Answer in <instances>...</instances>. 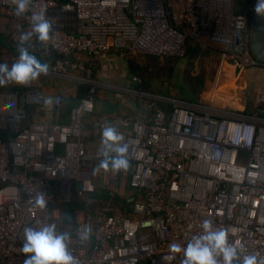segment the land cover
<instances>
[{
	"label": "built area",
	"instance_id": "2783aa9c",
	"mask_svg": "<svg viewBox=\"0 0 264 264\" xmlns=\"http://www.w3.org/2000/svg\"><path fill=\"white\" fill-rule=\"evenodd\" d=\"M40 12L54 31L46 44L33 36L29 51L44 62L59 57L47 63L55 79H87L93 60L109 49L184 57L187 41L206 47L201 37L238 73L258 66L250 56L248 16L233 12V0H32L20 17L11 0H0V15L14 22L13 46ZM29 92L23 104L34 106ZM87 94L68 109L66 123L36 121L16 95L0 94V130L13 133L0 139V264H24L23 229L55 223V209L71 194L83 205L82 216L57 229L71 233L79 264H183V252L172 253L170 245L186 246L202 234L204 220L226 229L241 260L255 255L264 261V118L184 103L167 111L149 103L148 120L118 116L114 122L132 170H100L99 181L94 169L103 157L84 143L90 131L83 120L94 109L93 89ZM52 99L58 113L61 97ZM41 191L43 210L34 199ZM85 226L92 232L81 243L77 232Z\"/></svg>",
	"mask_w": 264,
	"mask_h": 264
},
{
	"label": "crops",
	"instance_id": "0c3cea01",
	"mask_svg": "<svg viewBox=\"0 0 264 264\" xmlns=\"http://www.w3.org/2000/svg\"><path fill=\"white\" fill-rule=\"evenodd\" d=\"M240 4L242 11L237 13H245L248 16L250 56L258 66L238 73L237 68L227 61L217 46L207 43L205 39L201 41L206 44L204 48L200 47V43L187 41V57L192 55L190 49L193 45L202 49L211 62L202 72L198 68L199 65H196L194 70L189 67L190 79L197 81L199 86V90L193 92L192 97L170 98L167 94H153L147 89L140 74L133 70V65L130 64L134 60L131 58L136 54H118L109 49L104 59L93 60L92 74L87 79L79 74H72L71 79L67 80L41 75L30 86H23L30 89L29 93H32L36 100L32 119L46 123H66L68 109L81 99L79 91L82 86L88 90L92 88L93 113L83 120V128L90 131L89 136L84 139L85 148L90 152L99 150L104 124L115 126L114 122L118 116L146 121L151 113L146 109L149 103L155 108L167 111L176 103H184L219 112L264 118V17H259L254 12L256 0H239L238 5ZM234 11L236 10L233 8ZM14 27V22L0 15V63H7L9 66L18 57L17 48L9 41ZM216 54L217 58L214 57ZM75 59L88 61L82 55H77ZM160 61H164V58ZM133 77L138 81L134 82ZM54 95L61 97V109L58 113L43 104L44 98ZM131 170L130 164L128 174ZM121 172L122 170L118 173ZM96 175L100 181L101 171Z\"/></svg>",
	"mask_w": 264,
	"mask_h": 264
},
{
	"label": "clouds",
	"instance_id": "9594fccd",
	"mask_svg": "<svg viewBox=\"0 0 264 264\" xmlns=\"http://www.w3.org/2000/svg\"><path fill=\"white\" fill-rule=\"evenodd\" d=\"M32 0H11L14 6V15L24 16L30 8ZM254 12L259 17H264V0H256ZM54 31L44 12L33 13L30 18V30L22 31L17 45L18 57L9 66L0 63V87L8 84L30 86L41 75L49 74V65L42 63L32 54L29 43L33 36L46 44L51 40ZM27 45V46H26ZM52 97L43 99V104L48 109L53 105ZM123 135L112 125L104 124L101 131L99 155L103 157L95 172L100 170L127 171L130 167L126 155L128 145L122 143ZM114 154V155H113ZM35 206L40 209L47 207L45 193L39 192L35 196ZM203 232L193 236L186 246L177 243L170 245L174 254L183 252V264H264L258 262L255 255L244 256L241 260L239 249L229 242L226 229L216 228L211 220L202 223ZM92 229L80 228L77 236L81 243L90 240ZM72 235L68 231H59L55 223L45 224L39 228L25 227L23 229L22 253L25 255L24 264H79L70 247Z\"/></svg>",
	"mask_w": 264,
	"mask_h": 264
},
{
	"label": "rangeland",
	"instance_id": "374dc122",
	"mask_svg": "<svg viewBox=\"0 0 264 264\" xmlns=\"http://www.w3.org/2000/svg\"><path fill=\"white\" fill-rule=\"evenodd\" d=\"M238 1L239 0H233V8L236 10L234 13L242 11V6L241 4L238 5ZM109 39L110 38H108V40ZM204 39L205 38L201 37V41H205ZM201 50L202 49L195 48L192 45L190 49L192 53L191 56L188 55L187 57L185 54L186 57L184 56V58L165 57L164 61H160L162 59L156 56L137 53L131 58L134 60L130 64L133 65L132 69L140 74L143 83L146 84L147 89L151 93L159 95L167 94L170 98L188 99L193 96V92L199 90L197 81L190 79V68L194 70V67L199 65L198 68L202 72L207 69L206 66L211 62L208 56H205ZM122 52L123 51H121V53ZM214 57L217 58V54L214 55ZM159 61L161 63H159ZM201 75L203 74L201 73ZM7 86L17 87L19 85L8 84ZM59 207L60 208H56L54 211L55 223L58 222L57 220L60 217V213L66 211L67 204H61Z\"/></svg>",
	"mask_w": 264,
	"mask_h": 264
},
{
	"label": "trees",
	"instance_id": "16d2710c",
	"mask_svg": "<svg viewBox=\"0 0 264 264\" xmlns=\"http://www.w3.org/2000/svg\"><path fill=\"white\" fill-rule=\"evenodd\" d=\"M32 53V52H31ZM34 54L42 63H54L56 61H59V57L52 55L49 59H45L46 61H43V58L40 55H37L35 53ZM30 89L27 87H21V86H17V87H10V86H3L0 87V94H14L17 96L18 102L20 103V105L26 109V111L30 114H33V111L35 109V106H26L25 104H23V99H24V95L29 92ZM80 98H86L87 97V92H88V88L85 86H82V88L80 89ZM93 98V97H92ZM13 136V133L8 132V131H3L0 130V139L3 141H7L9 138H11ZM101 198L106 199L105 197V192H102V195L100 196ZM82 204L73 197V194H71V198L69 200V202L67 203V208L65 212L60 213V217L58 218V224L55 223L57 226H62L65 224H70V225H74L76 223V211L81 210L82 209Z\"/></svg>",
	"mask_w": 264,
	"mask_h": 264
},
{
	"label": "flooded vegetation",
	"instance_id": "af4514ba",
	"mask_svg": "<svg viewBox=\"0 0 264 264\" xmlns=\"http://www.w3.org/2000/svg\"><path fill=\"white\" fill-rule=\"evenodd\" d=\"M82 206H83V205H82ZM83 209H84V207H82L81 210L76 211L78 217L80 216L79 218H81V216H82V211H83Z\"/></svg>",
	"mask_w": 264,
	"mask_h": 264
},
{
	"label": "water",
	"instance_id": "95a60500",
	"mask_svg": "<svg viewBox=\"0 0 264 264\" xmlns=\"http://www.w3.org/2000/svg\"><path fill=\"white\" fill-rule=\"evenodd\" d=\"M160 59H163L162 57H159Z\"/></svg>",
	"mask_w": 264,
	"mask_h": 264
}]
</instances>
